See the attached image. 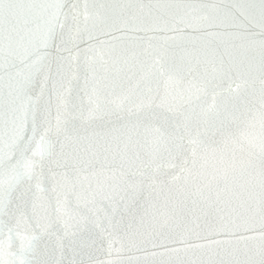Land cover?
Instances as JSON below:
<instances>
[{
    "label": "snow or ice",
    "instance_id": "snow-or-ice-1",
    "mask_svg": "<svg viewBox=\"0 0 264 264\" xmlns=\"http://www.w3.org/2000/svg\"><path fill=\"white\" fill-rule=\"evenodd\" d=\"M198 7L216 6L0 0V264H63L65 251L70 264H117L96 253L156 229L207 240L208 264H264V0L234 6L248 25L234 38L258 45V65L213 51L169 74L147 33L162 21L213 35L207 14L179 15ZM257 7L258 22L245 15ZM257 75L258 156L210 162L217 137L248 126L239 101Z\"/></svg>",
    "mask_w": 264,
    "mask_h": 264
},
{
    "label": "water",
    "instance_id": "water-1",
    "mask_svg": "<svg viewBox=\"0 0 264 264\" xmlns=\"http://www.w3.org/2000/svg\"><path fill=\"white\" fill-rule=\"evenodd\" d=\"M21 2H43L49 3L54 0H21ZM66 2H79L81 5L85 3V0H66ZM88 3L98 4H118V3H143L145 5H215V8H209L207 10H201L199 7L193 10L181 9L179 15H185L187 11L188 19H192L193 16H200L207 14L210 17L211 22L215 27L209 28L208 32L213 35H208L202 32H193L192 29H188L185 32H174L171 30H160L164 28V24L161 21L159 27L155 31L147 33L148 36L154 37L152 44L156 48H163L167 51L168 60L165 65L166 71L169 74L185 75V73L179 70L187 66V61L193 54H199L203 56L209 52L225 53L226 51L233 52L237 58H249L254 61L255 64L259 63V47L258 45H248L245 42L243 48H241V41L235 39V34L240 32L243 28L248 27L243 16H240L236 12L235 7L239 4H255L259 5V0H87ZM177 10L172 8L169 10L170 15L176 14ZM245 15H254L258 22L259 10L258 7L255 12H245ZM166 19L168 17H165ZM42 23V21H41ZM35 27V24L32 25ZM171 27V25H169ZM183 27V25H180ZM256 33L259 32V28L254 29ZM119 35V33H117ZM141 35H144L141 33ZM187 37V36H199V40H187V39H168L169 37ZM145 44H147V38L145 37ZM187 84V80L181 85L183 87ZM156 85L153 84V87ZM161 89L163 88V81L160 82ZM224 88L227 85H223ZM243 96L239 101L241 111L245 113V119L247 120V127L243 129V134L238 135L237 138L225 143L217 137L218 143L213 145L218 149L215 156L209 153V161L215 162L219 158L225 159L231 158L233 154L240 155L239 149L243 147L245 150H253L257 156L260 151L261 140V112H260V84L258 75L252 81H249L246 89H242ZM239 93H225L218 98L219 110L224 111L225 106L231 108L233 103H236L232 98L238 96ZM250 110V111H249ZM6 113V109H5ZM5 114V119H7ZM115 120V117H113ZM236 125L233 124L235 129ZM144 195H147L145 193ZM161 202L163 197L160 198ZM123 212V208L117 212V217ZM126 216L125 222H128ZM151 231V229H149ZM186 240L187 243L181 242ZM213 239H226V237H214ZM208 243L205 239H197L192 236H181L179 231L164 230L163 233L159 229H156L153 235L145 243H140L139 240L135 243H126L119 253L115 251L116 248H120V244L114 245V250L111 255L107 252V245L104 246L101 251L96 253V256L105 261H116L117 264H208L209 253L207 249L197 247V245H206ZM155 245V246H154ZM179 249V251H174ZM155 253V254H154ZM58 259L63 260V264H70L73 260L72 253L65 251L63 256L59 252L56 253Z\"/></svg>",
    "mask_w": 264,
    "mask_h": 264
}]
</instances>
